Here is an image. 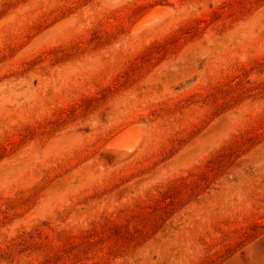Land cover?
Wrapping results in <instances>:
<instances>
[{"label":"rangeland","instance_id":"374dc122","mask_svg":"<svg viewBox=\"0 0 264 264\" xmlns=\"http://www.w3.org/2000/svg\"><path fill=\"white\" fill-rule=\"evenodd\" d=\"M0 264H264V0H0Z\"/></svg>","mask_w":264,"mask_h":264},{"label":"bare ground","instance_id":"6f19581e","mask_svg":"<svg viewBox=\"0 0 264 264\" xmlns=\"http://www.w3.org/2000/svg\"><path fill=\"white\" fill-rule=\"evenodd\" d=\"M164 8H165V6H164ZM154 11V10H153ZM147 14H148V12H147ZM153 14V13H152ZM155 15H157V14H155ZM144 17V16H143ZM149 17H150V15H149ZM152 17H154V16H152ZM162 17V16H161ZM147 18H148V16H147ZM150 19H153V18H151L150 17ZM142 22H144V21H146V23L149 21H147V20H141ZM140 20L138 21V24H139V22H141ZM158 22V21H157ZM145 23V24H146ZM139 25H141V26H143L144 24H139ZM136 26H138L137 25V23H136ZM139 27V26H138ZM140 135L138 134V132L135 130V127L133 126H131V128H129L128 129V127L125 129L124 128V131H120V132H118L117 134H116V136L110 141V145H111V147H113L114 149H117L118 150V152L120 151V153H123V154H126L127 152H129V151H131L133 148H135L136 146V144H138L139 142H141L140 140H142L141 139V136L139 137ZM109 143V142H108ZM107 143V145H109ZM109 145V146H110ZM108 146V147H109ZM138 149V148H137ZM134 150V149H133Z\"/></svg>","mask_w":264,"mask_h":264}]
</instances>
